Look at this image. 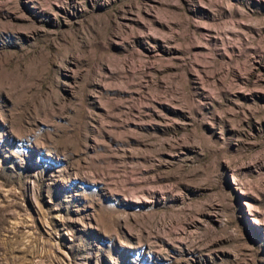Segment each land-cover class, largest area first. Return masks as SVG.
<instances>
[{
	"label": "rangeland",
	"instance_id": "1",
	"mask_svg": "<svg viewBox=\"0 0 264 264\" xmlns=\"http://www.w3.org/2000/svg\"><path fill=\"white\" fill-rule=\"evenodd\" d=\"M0 264H264V0H0Z\"/></svg>",
	"mask_w": 264,
	"mask_h": 264
}]
</instances>
